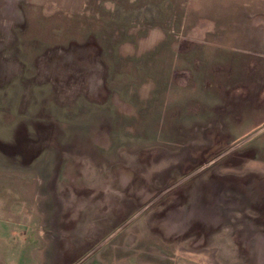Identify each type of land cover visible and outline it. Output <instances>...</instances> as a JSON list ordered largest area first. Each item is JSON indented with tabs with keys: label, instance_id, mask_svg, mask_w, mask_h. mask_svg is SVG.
I'll return each instance as SVG.
<instances>
[{
	"label": "rangeland",
	"instance_id": "374dc122",
	"mask_svg": "<svg viewBox=\"0 0 264 264\" xmlns=\"http://www.w3.org/2000/svg\"><path fill=\"white\" fill-rule=\"evenodd\" d=\"M75 263L264 264V0H0V264Z\"/></svg>",
	"mask_w": 264,
	"mask_h": 264
},
{
	"label": "bare ground",
	"instance_id": "6f19581e",
	"mask_svg": "<svg viewBox=\"0 0 264 264\" xmlns=\"http://www.w3.org/2000/svg\"><path fill=\"white\" fill-rule=\"evenodd\" d=\"M240 193V192H239ZM258 198V197H257ZM252 207V206H251ZM232 219V218H231ZM231 222V221H230ZM234 223V222H233ZM239 232V231H238Z\"/></svg>",
	"mask_w": 264,
	"mask_h": 264
},
{
	"label": "crops",
	"instance_id": "0c3cea01",
	"mask_svg": "<svg viewBox=\"0 0 264 264\" xmlns=\"http://www.w3.org/2000/svg\"><path fill=\"white\" fill-rule=\"evenodd\" d=\"M75 264H77V263H75Z\"/></svg>",
	"mask_w": 264,
	"mask_h": 264
}]
</instances>
